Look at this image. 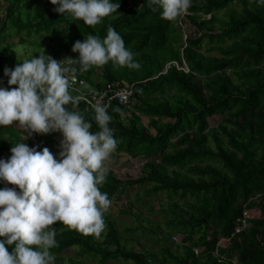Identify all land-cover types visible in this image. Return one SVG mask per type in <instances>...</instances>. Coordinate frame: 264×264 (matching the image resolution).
<instances>
[{
	"label": "trees",
	"instance_id": "16d2710c",
	"mask_svg": "<svg viewBox=\"0 0 264 264\" xmlns=\"http://www.w3.org/2000/svg\"><path fill=\"white\" fill-rule=\"evenodd\" d=\"M234 2L241 10H231L226 20H220L217 12ZM55 7L50 0H0V76H4L5 56L14 47L11 39H18L19 45L27 40L35 47L48 44L58 60L78 58L79 53L72 51L76 40L66 32L79 33L81 41L89 34L103 39L114 27L135 54L139 68L113 61L86 71L75 62L70 68L85 81L84 90L107 82L133 84V108L112 102L107 110L112 117L109 125L118 140L115 151L144 157L147 164L125 178L108 171L101 191L110 199L128 186L149 184L146 194L161 191L171 200L165 208L163 203L157 206L173 231L166 240L176 233L188 245L180 256L164 247L161 264H264V5L257 0H192L186 14L168 20L152 0H120L117 12L96 25L59 14ZM183 21L195 30L184 41ZM205 39L219 56L202 54ZM183 61L188 70L181 67ZM156 94L162 95L151 101ZM87 106L84 99L75 107L66 105L91 121V131H99L95 111ZM138 111L149 116L147 125L140 122ZM211 120L217 123L208 129ZM16 123L0 126V158L9 157L11 146L22 140ZM55 133L62 137L59 132L34 133L26 142L58 153ZM209 139L215 141V148ZM175 197L186 203L180 205ZM133 218V226H125V231L142 227L138 214ZM243 220L244 228L235 232ZM105 224L99 236L59 221L52 225L58 241L50 249L55 264H158L153 252L144 255L126 247L114 220Z\"/></svg>",
	"mask_w": 264,
	"mask_h": 264
},
{
	"label": "clouds",
	"instance_id": "9594fccd",
	"mask_svg": "<svg viewBox=\"0 0 264 264\" xmlns=\"http://www.w3.org/2000/svg\"><path fill=\"white\" fill-rule=\"evenodd\" d=\"M50 2L56 6L55 12L71 14L88 25L101 23L120 7V0ZM152 3L162 9L163 18L173 20L187 13L192 0ZM257 3L264 5V0ZM72 51L79 53L78 58L58 60L45 51L34 54L14 67L5 66L4 76H0L8 78L0 83V126L18 122L27 133L11 146L9 157L0 158V181L4 182L0 187V264H55L50 249L58 241L51 226L58 221L96 236L106 227L104 213L111 201L100 186L108 175L105 161L117 149L118 140L109 125L112 117L106 104L93 105L100 128L96 132L79 110L66 107L79 102L70 90L76 79L70 73L77 69L69 65L78 63L80 71H86L109 61L130 68L140 64L111 26L103 39L89 34L83 41L76 40ZM50 132L62 135L58 153L47 146L38 150V145L26 142L34 133Z\"/></svg>",
	"mask_w": 264,
	"mask_h": 264
},
{
	"label": "rangeland",
	"instance_id": "374dc122",
	"mask_svg": "<svg viewBox=\"0 0 264 264\" xmlns=\"http://www.w3.org/2000/svg\"><path fill=\"white\" fill-rule=\"evenodd\" d=\"M233 10L235 13H238L241 10L240 5L237 2L230 4L227 8L220 10L217 12V17L220 20L227 19V13ZM210 15H207L205 18L208 19ZM184 30H183V41L185 40L186 35L194 33V27L188 24V22L183 21ZM217 29L220 30L221 24L216 22ZM71 31V30H70ZM66 32V36L68 38H72L74 40H82L80 38L79 33L71 34V32ZM73 33V32H72ZM61 34V33H59ZM33 38V36L29 37ZM12 40L13 48H11L10 52L5 56L4 64L8 67L12 65H16L15 62L21 63L23 59L30 58L36 52L45 51L46 54L51 55V50L48 49V44L45 46L35 47V45L28 42L24 45L18 44V39L14 38ZM49 43V42H48ZM210 45L207 43L206 39L204 40L201 48V52L203 55H213L219 56L218 50L211 49ZM169 66V65H168ZM185 70H188L187 65L183 61V65L181 66ZM228 74H232L231 70H227ZM232 76V75H231ZM236 76H232V79H235ZM98 84L101 82L97 80ZM75 93V92H74ZM72 93V95H74ZM173 92H169L172 94ZM162 95V94H161ZM161 95L156 94L154 97H151V101L155 102L156 98L161 97ZM163 96H167L164 94ZM136 102V100H135ZM138 103H140L138 101ZM130 108H133L131 105ZM140 116V122L144 125H147L149 122V116L143 115L142 112H137ZM126 121V118L123 119ZM217 121L211 120L209 123L208 129H211L216 126ZM14 127L17 129L19 134L22 136V140L26 137V130L22 126H18V123L14 124ZM207 129V130H208ZM206 130V131H207ZM54 132H50L53 134ZM56 134V133H55ZM57 135V134H56ZM31 136H28L26 141H28ZM59 141L62 140V137L57 135ZM177 136L172 137V141H176ZM209 144L215 148V141L209 139ZM170 150H174L170 147ZM147 164V159L144 157H130L126 152H116L114 151L110 157L105 161V167H107L108 171L113 172L116 176L125 178L126 174H134L139 172L145 165ZM149 188V184L145 185H133L128 186L124 189V193L120 192V190L113 194L110 198V206L107 211L104 213V219L106 220H114L117 225H119V229L121 231L123 239V243H125L126 247H134L137 251L144 252L148 254L149 252H153L154 258L158 264L164 262V254L162 249L166 247L169 251L177 256L184 255L185 249L184 246L188 245V242H183L182 237L177 235L176 233L169 234L170 237L166 240L168 233L173 232L171 227H168L164 220H166L165 212L161 208H165L168 203L171 201L164 194V192H151L146 194V189ZM173 200H176L180 205H184L186 203L184 200L175 197ZM160 203H163L161 208H157ZM138 214L140 220L143 222L142 227L136 226L132 231H125V226L128 225L133 226V216ZM169 214V213H168ZM167 214V215H168ZM170 216V214L168 215ZM176 234V235H175ZM183 235V234H182ZM164 237V238H163ZM195 253H198V248H195ZM114 264H130L124 261H115ZM132 264V263H131ZM175 264V263H169Z\"/></svg>",
	"mask_w": 264,
	"mask_h": 264
},
{
	"label": "built area",
	"instance_id": "2783aa9c",
	"mask_svg": "<svg viewBox=\"0 0 264 264\" xmlns=\"http://www.w3.org/2000/svg\"><path fill=\"white\" fill-rule=\"evenodd\" d=\"M70 75H75L76 77L75 81L72 83V87L70 90H74L76 92V97H79V99L86 100L88 104L87 109L89 110L95 111L93 105L98 102L106 104L108 106L107 109L110 108L112 102H117L118 104L124 106H129L131 104L132 97L134 95V89L132 84L125 86H114L108 83L104 87L88 88L87 90H84L85 81L83 79H80L74 73H70ZM7 79L8 78L5 79L0 77V83L7 81ZM242 223L243 225L237 227L235 229V232H239L241 229L244 228L245 220H243Z\"/></svg>",
	"mask_w": 264,
	"mask_h": 264
},
{
	"label": "crops",
	"instance_id": "0c3cea01",
	"mask_svg": "<svg viewBox=\"0 0 264 264\" xmlns=\"http://www.w3.org/2000/svg\"><path fill=\"white\" fill-rule=\"evenodd\" d=\"M132 100H133V99H132ZM134 103H135V102H134ZM130 105H131V104H130ZM130 105H129V107H131ZM123 106H124V105H123Z\"/></svg>",
	"mask_w": 264,
	"mask_h": 264
}]
</instances>
